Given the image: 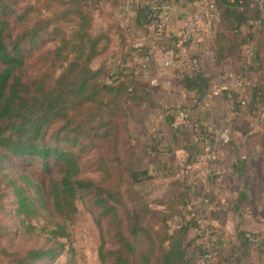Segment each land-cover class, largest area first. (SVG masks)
<instances>
[{
  "label": "trees",
  "instance_id": "trees-1",
  "mask_svg": "<svg viewBox=\"0 0 264 264\" xmlns=\"http://www.w3.org/2000/svg\"><path fill=\"white\" fill-rule=\"evenodd\" d=\"M212 1L219 11V26L232 30V35L225 38L217 33V47L211 62L222 67V63L232 61L235 71L248 82L243 90L223 93L231 94L237 104L245 96L244 107L252 111V115L264 113V28L252 23L262 18L264 0ZM97 2L99 0H57L59 7L48 17L42 16L38 7L26 0H0V213L5 198L10 197L12 212L24 232L39 229L46 235V241L69 238L65 225L52 221L49 226L34 224L48 211L46 197L29 175L18 174L16 178L4 171L8 158L37 159L45 172L54 174L47 191L58 216L69 220L77 211L76 201L81 193L90 200L97 212L100 264H196L197 255L202 251L196 236L192 235L197 218L207 212V207L220 209L219 200L214 193L200 190L201 182H191L184 177L176 203L190 210H187L189 219L171 228L168 214L151 208V203L144 201L133 187L125 188L127 183L132 186L151 177L149 168L140 165L144 154L131 140L126 126L132 106L149 98L132 72L125 73L117 67L110 74L104 64L96 68L90 66L95 58L106 53L109 45L108 35L93 34L91 30L90 7ZM114 2L115 7L128 5L125 1ZM149 2L151 0H141L133 4L135 27L152 26L147 33H152L158 43L163 41L165 45L169 37L158 10L163 2L176 0ZM68 16L75 20V29L69 36L61 25L62 19ZM243 26L247 28L245 35L241 32ZM221 41H226L225 48L218 47ZM246 42L254 46V56L250 59L242 52ZM47 43H53L52 47L43 49ZM170 46L169 41L167 47ZM130 49L125 50L124 57ZM33 50L38 52L31 58L29 52ZM142 50L147 52L148 49L143 47ZM194 59L191 73L177 77L178 86L193 94V110L204 108L203 96L211 81L206 75L208 64L201 58ZM32 60L37 69L29 74L27 69ZM57 71L59 73L54 75ZM220 78L222 82L228 79L222 75ZM124 95L123 102L130 104L126 107L117 100V96ZM166 119L171 123L173 116L168 115ZM175 129L173 134L178 132L183 140L172 143L185 151L183 164L191 165L197 153L192 134L180 125ZM163 143L157 140L148 153H157ZM75 147L82 151L86 147L96 150V163L106 185L80 177V157ZM223 148L225 153L238 151L231 141ZM242 161L240 158L234 165L238 176L242 172ZM215 176L212 171L206 178L210 182ZM194 196H198L197 202L192 200ZM124 198L129 201L125 202ZM249 199L247 190L241 189L229 211H239ZM7 233L0 226V238ZM243 234L241 231L238 247L250 244ZM61 249L62 246L39 247L19 254L0 245V258L9 264H37L44 258H54ZM222 262L233 263L229 258L218 263Z\"/></svg>",
  "mask_w": 264,
  "mask_h": 264
},
{
  "label": "rangeland",
  "instance_id": "rangeland-1",
  "mask_svg": "<svg viewBox=\"0 0 264 264\" xmlns=\"http://www.w3.org/2000/svg\"><path fill=\"white\" fill-rule=\"evenodd\" d=\"M26 1L38 7L42 16H51L50 12L55 11L59 7L57 5V0ZM114 3H116L114 2V0H99V2L93 3V5H91L92 7H90L93 19L91 26L92 33L96 34L102 32L108 35L109 38V45L106 53L103 56L95 58L91 62L90 66L92 68H96L101 64L107 66V64L111 62L113 57L124 56L123 53H125L126 48L129 49V46L131 48L135 45H139L137 42H140V38L142 37L144 41L152 39V36L147 33L152 26H149V28L147 29H129V27L127 26V21L131 16H127L122 19L121 22L124 23L125 21L126 23L120 24L119 16L116 12ZM262 8V18L264 19V6ZM160 21L166 28V21L164 20V18L161 17ZM254 22L255 21H253L252 23ZM74 23L75 20L71 16L62 19L61 21V25L68 36L75 29ZM218 32L221 33L225 38H230V36L232 35V30H225L224 28L219 26L218 23L215 31H213V34H211V36L206 37L199 31L198 38L203 43L204 47H210L212 37L216 38ZM241 32L244 35L247 34V28L245 26L241 27ZM166 41L167 42L165 45L163 41L157 44L158 53L155 57H158L160 59V63L162 62L164 58L163 51L165 50V48H167V44L170 41L171 46L175 48L173 50L175 55L173 60L175 66L171 69H166L159 65L154 70V74H156L158 79L156 83L150 82L151 76H154L153 73L151 75H146L142 80H139L141 76H137L136 79H138L139 83L144 87L149 100L147 102L137 103L132 106L130 116L128 117L126 125L128 134L131 136V140L133 139L134 143L139 147V151L144 154L142 160L140 161V165L149 168L151 177L147 180L140 181L136 185L131 186L129 183H127L124 186L125 188L133 187L134 189H136L140 193L144 201H148L151 203V208L158 209L168 214L170 216L168 223L170 224V227L173 228L177 223L186 220L189 217L187 210H190L188 208H184L182 204L176 203L178 200L177 198L180 196L177 193L180 192L182 188L184 177L173 171L171 172V169L182 160L176 159V157L179 158L180 152L177 151L176 153H174L173 150H171L170 147L167 146L168 142H181V140H183V135H179L178 132H176V134H173V132L176 130L175 128H177L178 126H176L173 122L174 119L171 123H168L166 117L168 115L174 116L175 110L184 108L192 118L204 120L202 118L204 116H207V118L205 119L206 121L210 123L217 122L220 125L227 126L228 128H230V131L231 125L226 121H220V117H214V111L212 110V108H209L207 111H203L202 113H195V110L192 109L194 102L190 98L191 93L190 95L186 93L187 97L184 96L180 98V94L178 93L177 88L173 87L176 84L177 79V77H175L176 75H174L173 69L179 66L177 62H180L182 59L180 49L184 48L186 50L187 44H183L182 46H178L176 48L177 38L174 36H172V38H168ZM52 45L53 43H47L42 48H51ZM37 52L38 50L29 52L30 54H32L31 58H33V56ZM186 54L188 60L192 62L194 58L191 57L190 53ZM207 61L212 63L211 57H206V59H204L202 62L205 63ZM226 62L227 63L221 67L222 70L224 72H236V69H234V66L232 65V61L230 62V60H228ZM211 68H214V66L212 65ZM36 69L37 66L33 63L32 60L29 64L27 72L29 74H34L36 72ZM58 73L59 72L57 71L54 75H57ZM105 80L108 81L106 78ZM124 97L125 95L117 96V100L121 104H123V107H126L129 103L123 102ZM216 115L220 116L219 110H217ZM252 116L256 118L257 113H254ZM262 120H264V113L262 114ZM261 124L264 126V121ZM125 134L127 136V132ZM255 137V140H258L259 137L257 135ZM260 138L262 140V136ZM157 140L164 141L163 145L160 146L159 150L157 149V153L149 154L148 152L150 151V147L154 146ZM262 142L263 145L264 141ZM74 150L79 153L80 157V177L89 178L96 182L101 181L102 184L106 185V183L102 180L101 172L98 169L96 163V150L89 147H86L83 151L79 150L77 147H75ZM262 153H264V148L262 149ZM173 160H177L175 164L172 163ZM168 162L172 163V165L170 167H165ZM4 171L16 178L18 177V174L29 175L31 179L40 187L44 196L46 197V200L48 202V211L44 214V217L34 222V224L39 226H49V221H52L65 225L66 230L69 232V238H58L55 239V241H46V235L39 229H37L33 233L24 232L22 228H20L18 219L12 212V199L8 197L5 198L4 209L0 213V226L4 227L8 232L5 236L0 238L1 246L8 249V251L17 252L19 254H23L25 251L31 248H49L50 246L59 248L62 246L61 251L54 258H44L38 261L37 264H100L97 253L100 243V232L95 221L97 212L93 210L90 205V200L84 194L81 193L78 200L76 201L77 211L69 220H66L61 216H58L53 211L51 200L48 195V183L50 178L54 174L50 175L45 172L37 159L27 160L16 157L8 158L4 162ZM193 174L195 175V172ZM194 180L196 182L198 181L197 183L201 181L199 178H195ZM114 182H116L115 178ZM122 188L124 189V187ZM198 196H194L192 200L197 202ZM124 201L128 202L129 200L127 198H124ZM204 212L205 214L203 213L202 216L208 219V210L207 212ZM102 226L103 228H105L103 222ZM252 232L258 235L261 234V231ZM251 245H254L253 251H248L246 248L240 247L239 245V247L237 246L233 250V254H231L230 256H228L229 254H220L218 256V251H215L216 256L214 257L213 264H219L218 262H221L224 258H229L230 262H233V264H264V252L262 253V255L260 252V248H264V239L259 240L258 243H254ZM242 251L247 252L248 256L242 257V255H240ZM240 257H242V259L238 260L235 263L234 259H239ZM0 264L9 263L3 262L0 258Z\"/></svg>",
  "mask_w": 264,
  "mask_h": 264
},
{
  "label": "crops",
  "instance_id": "crops-1",
  "mask_svg": "<svg viewBox=\"0 0 264 264\" xmlns=\"http://www.w3.org/2000/svg\"><path fill=\"white\" fill-rule=\"evenodd\" d=\"M118 1H120V3L125 1L128 4L125 8H122L119 5L116 6V12L119 16L120 24L126 23L125 21L124 23L121 22L122 19L127 16H131L127 21V26L130 30H139V28L135 27L136 25L133 19V8L135 7L133 6V4L135 2L138 3L141 0ZM154 1L156 0H151V3ZM158 11L160 17L164 18V20L166 21L165 33L167 37L172 38V36L177 37V35L179 34L182 27L184 14L186 12L195 13L197 11V8L193 3L190 4L189 0H176V2L172 3L163 2ZM150 36H153V38L151 37L152 39L150 40L144 41L142 37L140 38V42H137L139 45L142 44L145 48L153 49L154 51V58L150 63V71L148 75H151L152 73L154 74V70L159 65L161 66V63L159 61L160 59L158 57H155L158 53V42L156 40L157 38L152 33L150 34ZM217 40L220 41V39ZM211 44L217 47L214 37H212ZM202 45L203 43L201 42L199 43V45L197 44L193 48H186V50L184 48L180 49L182 60L180 62H177V64L180 66H178L179 69L178 67H175L173 69L174 75H176L175 77H178L183 73H191V70L187 67V63L189 62V60L186 53H190L191 57L193 58H201V61L206 59V57L201 56V48L204 46ZM224 45L225 41H221V43H218V47L220 48H225ZM210 57L212 56H207V58ZM225 60L226 59H224V61ZM205 63L208 64L206 75L210 76L211 84L217 78L221 77L224 71L221 67L215 65V63H210L208 61ZM222 64V66H224V63ZM210 65H213L214 68H211ZM143 78L144 77H140L139 80H142ZM219 79L222 82L221 78ZM156 81H158V79L156 74H154V76H151L150 82L156 83ZM225 85L227 87V89L225 90H239L233 86L231 79H227V81H225ZM173 87L177 88V91L180 94V98L186 96V93L190 95L189 92L178 86L177 79L176 84ZM225 90H223L219 96L211 98L209 105L205 104L203 105L204 108L195 109L194 112L202 113L203 111H207L209 108H212V110L214 111V117H220V121H226L227 123H230L232 133L230 141L234 143V147L237 148L236 150L238 151L237 153L231 152L224 154V156L217 162L214 169L212 170L216 176L213 180H210V182L208 178H206L203 174V166H201L199 169H196L195 167L194 172L199 179L201 178L199 189L202 191H209L214 193L219 200V205L222 209L220 208L215 210L214 208L207 207V216L211 223V226L213 227L214 236L217 238V245L215 248L216 252L218 251L219 255L229 254L228 256H230L231 254H233V250L238 246L240 242L239 237L241 231L249 230L255 232H263L264 230V153H262V149L264 148V144L262 145V141H264V126L261 124L264 120H262V112L258 113L257 117L254 118L251 113L252 111L250 112L244 106L237 104L236 101L232 99L233 97L231 94L224 95L223 92ZM190 98L192 99V101L194 100L193 94H191ZM217 110H219L220 116L216 115ZM206 118L207 116L203 117L204 120ZM256 135L259 137L258 140H255ZM260 135L262 136V140L260 138ZM169 146L174 153H176L177 151L180 152L179 158L176 157L177 160H182L184 156H186L185 151L174 146L172 142L169 144ZM240 158L243 159V168L240 176H238L234 169V165ZM177 160H173L172 163L175 164ZM170 164L168 162L166 165ZM243 188L247 190L250 198L249 201L239 211H229V209L233 208L234 200L236 199L238 192ZM244 248H246L248 251H253L254 245L247 243ZM260 252L262 255V253L264 252V248H260ZM240 255H242V257H247L248 253L242 251ZM242 257H240L239 260L242 259ZM220 264L233 263L222 262Z\"/></svg>",
  "mask_w": 264,
  "mask_h": 264
},
{
  "label": "built area",
  "instance_id": "built-area-1",
  "mask_svg": "<svg viewBox=\"0 0 264 264\" xmlns=\"http://www.w3.org/2000/svg\"><path fill=\"white\" fill-rule=\"evenodd\" d=\"M193 4L196 6L197 11L195 13L186 12L184 14L181 30L176 37V48L183 44H187V49L193 48L197 44L199 45L201 41L198 38V32L200 31L204 36L209 37L213 34L219 22V11L214 1L194 0ZM143 47V45H135L131 47L127 56L113 57L111 62L106 66V68L110 70L109 73L112 74L114 70L119 67L125 73L132 72L133 75L141 77L148 75L150 63L154 57V51L153 49H148L147 52H143ZM215 49L216 46L213 44H210V47L203 46L201 48V56H213ZM173 50V47L170 46L163 51L164 58L161 62L163 68L171 69L174 66L173 60L175 55ZM242 52L247 59L252 58L254 56L253 44L251 42H246L242 47ZM194 63L195 59L187 63V67L191 71L194 69ZM222 76L231 79L233 86L237 89L243 90L248 84L245 76L240 72H224ZM219 78L210 84L208 91L204 94V105H209L211 98L219 96L223 90L227 89L225 82H221ZM246 99L247 98L243 96L238 101L239 105L244 106ZM173 119L176 126L180 125L184 129L190 131L192 134V141L197 147V153L191 165H184L182 160L171 169V172L178 173L182 175V177H188L189 180L193 182L195 178H198L196 174H193L194 168L196 167V169H199L203 166V174L205 177L209 176L217 162L225 154L223 147L231 140L232 133L230 128L218 123L211 124L200 122L189 116L187 110L184 108L175 110ZM202 215L203 214L198 216L196 227L193 230V236H196L197 244L202 247V251L197 255L196 264H213L217 238L212 235L209 219H206ZM243 235L250 244H254L260 240V238L264 239V230L260 235L245 230Z\"/></svg>",
  "mask_w": 264,
  "mask_h": 264
},
{
  "label": "water",
  "instance_id": "water-1",
  "mask_svg": "<svg viewBox=\"0 0 264 264\" xmlns=\"http://www.w3.org/2000/svg\"><path fill=\"white\" fill-rule=\"evenodd\" d=\"M254 23L258 24L259 26L263 27L264 28V19L261 18L260 20L258 21H255Z\"/></svg>",
  "mask_w": 264,
  "mask_h": 264
}]
</instances>
